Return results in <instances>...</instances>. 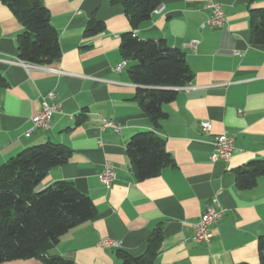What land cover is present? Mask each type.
I'll return each instance as SVG.
<instances>
[{"label":"crops","instance_id":"0c3cea01","mask_svg":"<svg viewBox=\"0 0 264 264\" xmlns=\"http://www.w3.org/2000/svg\"><path fill=\"white\" fill-rule=\"evenodd\" d=\"M59 32L61 58L51 65L19 62L17 37L23 25L0 0V166L23 149L44 142L67 145L71 159L51 169L40 188L70 180L93 200L97 215L68 231L52 249L74 264H123L117 255L145 252L157 226L163 230L154 264H259V239L264 235V176L247 190L236 185L235 170L264 159V49L250 36V8L264 0H162L134 32L141 39L181 48L194 73L163 108L167 118L155 127L136 98L138 86L128 70L132 60L121 53V36L132 31L119 0H42ZM209 1L219 2L227 22L207 24ZM91 18L103 32L86 37ZM197 43L196 48L193 44ZM21 60V59H20ZM55 92L62 112L48 130L34 128L42 96ZM87 120L76 124V116ZM112 118L122 129L102 131L99 116ZM209 121V133L201 122ZM150 130L166 139L174 163L161 173L138 180L126 150L128 139ZM30 132V134H28ZM234 137L229 160L212 161L216 135ZM113 163L117 180L105 186L100 174ZM226 214L213 229L210 242H195L193 225L217 192ZM114 240L119 248L101 246ZM0 264H44L38 258Z\"/></svg>","mask_w":264,"mask_h":264},{"label":"trees","instance_id":"16d2710c","mask_svg":"<svg viewBox=\"0 0 264 264\" xmlns=\"http://www.w3.org/2000/svg\"><path fill=\"white\" fill-rule=\"evenodd\" d=\"M23 25L17 37L19 59L34 65H51L62 56L59 32L42 0H2ZM132 31L121 36L120 50L132 60L128 73L137 88L136 98L155 127L167 118L163 105L174 101L178 88L190 83L194 73L185 52L165 39H141L134 31L150 19L162 0H119ZM252 2L255 0H251ZM104 30L100 20L91 18L84 34L97 35ZM251 42L264 49V6L250 8ZM8 85L0 72V87ZM87 120L85 113L76 116V124ZM131 169L138 180L158 176L174 160L166 139L150 130L133 134L126 144ZM73 150L62 144L44 142L23 149L0 166V263L38 258L44 264H74L52 249L76 226L97 215L89 195L70 180H59L44 188L39 185L48 172L67 163ZM264 176V159L250 161L235 170L236 185L241 190L253 188ZM161 226L148 238L143 254L132 255L118 250L123 264H154L163 241ZM259 264H264V235L259 239ZM238 264H248L241 262Z\"/></svg>","mask_w":264,"mask_h":264},{"label":"built area","instance_id":"2783aa9c","mask_svg":"<svg viewBox=\"0 0 264 264\" xmlns=\"http://www.w3.org/2000/svg\"><path fill=\"white\" fill-rule=\"evenodd\" d=\"M207 7L211 10V15L207 24L211 27H223L227 22V16L224 9L222 8V5L219 2L209 1ZM162 8L163 5L160 4L156 9L161 10ZM196 46L197 43H194L193 47L196 48ZM19 62L34 65L20 59ZM55 97V92H49L42 96V108L40 112L32 118L34 128L48 130L51 126L53 116L56 113L62 112V105L61 103L55 101ZM97 120L99 123L98 127L102 131L111 129L115 132H120L122 129V126L112 118H107L100 115ZM201 127L204 132L209 133L212 129V124L209 121H202ZM28 134H30V132ZM212 145V161H217L220 159L227 161L230 159L235 149L234 137L226 132L221 133L215 136L214 140L212 141ZM100 180L107 187H110L117 180V171L113 163L109 161L105 163L100 174ZM220 192L221 191L213 195L211 204L202 214L200 220L193 225V241L208 243L213 238L214 226L226 214L227 211L219 200ZM100 244L106 248H119V243L110 239H103Z\"/></svg>","mask_w":264,"mask_h":264},{"label":"water","instance_id":"95a60500","mask_svg":"<svg viewBox=\"0 0 264 264\" xmlns=\"http://www.w3.org/2000/svg\"><path fill=\"white\" fill-rule=\"evenodd\" d=\"M144 97L143 96H140V100H142Z\"/></svg>","mask_w":264,"mask_h":264}]
</instances>
